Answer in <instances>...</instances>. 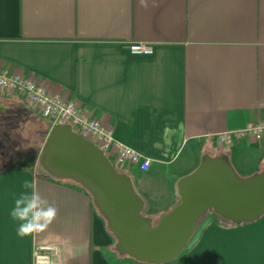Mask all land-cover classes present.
<instances>
[{"label":"crops","instance_id":"1","mask_svg":"<svg viewBox=\"0 0 264 264\" xmlns=\"http://www.w3.org/2000/svg\"><path fill=\"white\" fill-rule=\"evenodd\" d=\"M133 44L154 53L133 55ZM0 69L76 101L149 158L148 172L135 169L139 184L156 190L164 180L172 190L168 202L149 195L150 218L178 203L176 183L204 156L228 155L245 177L264 167V139L227 145L219 138L264 121V0H0ZM53 128L24 97L0 91L3 155L12 160L39 148L29 167L1 169L0 264H33V250L46 246L58 248V264H135L116 251L117 239L80 184L41 175L39 151ZM25 181L57 215L21 236L10 212ZM176 260L264 264V215L241 225L203 216Z\"/></svg>","mask_w":264,"mask_h":264},{"label":"water","instance_id":"2","mask_svg":"<svg viewBox=\"0 0 264 264\" xmlns=\"http://www.w3.org/2000/svg\"><path fill=\"white\" fill-rule=\"evenodd\" d=\"M49 178L80 184L117 239L116 251L143 264L175 261L195 235L199 220L215 213L236 225L264 215V169L242 178L228 155L204 156L176 183L178 203L154 223L132 177L118 172L102 150L71 126L56 125L40 151Z\"/></svg>","mask_w":264,"mask_h":264},{"label":"built area","instance_id":"3","mask_svg":"<svg viewBox=\"0 0 264 264\" xmlns=\"http://www.w3.org/2000/svg\"><path fill=\"white\" fill-rule=\"evenodd\" d=\"M130 52L136 56H151L154 49L148 44H133L130 46ZM0 91L24 97L41 118L52 122L54 126L68 125L74 131L77 129L83 132L85 138L104 152L118 172L124 174L122 171L128 169H138L142 172L150 170L149 158L117 141L111 128L81 111L76 101L51 92L44 83L0 69ZM247 136L261 142L264 139V121L250 124L247 129L240 132L226 133L219 138L222 143L228 145L236 138ZM58 253L56 246L35 248L33 264H58L56 261Z\"/></svg>","mask_w":264,"mask_h":264},{"label":"clouds","instance_id":"4","mask_svg":"<svg viewBox=\"0 0 264 264\" xmlns=\"http://www.w3.org/2000/svg\"><path fill=\"white\" fill-rule=\"evenodd\" d=\"M24 191L14 201L10 216L20 221L18 235L42 231L56 218L57 209L39 194L34 182L25 181Z\"/></svg>","mask_w":264,"mask_h":264},{"label":"rangeland","instance_id":"5","mask_svg":"<svg viewBox=\"0 0 264 264\" xmlns=\"http://www.w3.org/2000/svg\"><path fill=\"white\" fill-rule=\"evenodd\" d=\"M75 132L80 133L81 135L86 137L85 134L83 132H81L80 130L75 129ZM2 150L3 149L0 147V171H1V169H12V168H19V167H29L30 165H32V162H33V157H34L33 154H36L38 152L39 148L36 149V148H34V146H32L31 148L27 147L26 156H22V155L20 156V154H16L17 158H13L12 160H11L10 157H8L9 155H7V157L4 156ZM15 150H16L15 153H20L19 149L16 148ZM30 153H33V154L29 155ZM263 169H264V167H263ZM122 172L124 174H128V175H130L132 177L138 193L143 198H145V200L150 199L149 195L152 194V192H155V194H158V196L161 197V199H164L166 202H168L169 199H171V193H172L171 191L172 190H171V188H169L167 186V182L166 181H164V180L161 181L160 185L158 187H156V190H152L150 187H143V186H141L139 184L138 177L140 175H142V173L137 172L135 169H128V170H124ZM236 172H237V170H236ZM237 173L242 178H248V177H245L244 174L241 173V172H237ZM151 183H152V181H151ZM97 212L101 215V213L99 211H97ZM208 215H211V213L209 212L205 216H208ZM148 217H151V216L148 215ZM152 219H153V222L156 223L158 221V216H155ZM104 220H105V218H104ZM106 223H107V221H106ZM134 262H135V264H140L141 263L139 261H134Z\"/></svg>","mask_w":264,"mask_h":264},{"label":"trees","instance_id":"6","mask_svg":"<svg viewBox=\"0 0 264 264\" xmlns=\"http://www.w3.org/2000/svg\"><path fill=\"white\" fill-rule=\"evenodd\" d=\"M0 173H1V171H0ZM41 175L43 176V177H45V178H49L48 176H46L44 173H42L41 172ZM145 216H147L148 217V215H147V212L144 214ZM160 218V217H159ZM159 218H158V220H159ZM201 220V219H200ZM200 220H199V222H200ZM232 223V222H231ZM234 224V223H233ZM244 224V223H243ZM234 225H236V224H234ZM241 225V224H240ZM198 226H199V223H198ZM176 261L177 260H175V261H172V262H170V263H167V264H173V263H176Z\"/></svg>","mask_w":264,"mask_h":264}]
</instances>
